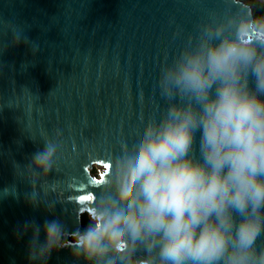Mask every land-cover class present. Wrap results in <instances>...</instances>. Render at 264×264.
<instances>
[{"label":"clouds","instance_id":"clouds-1","mask_svg":"<svg viewBox=\"0 0 264 264\" xmlns=\"http://www.w3.org/2000/svg\"><path fill=\"white\" fill-rule=\"evenodd\" d=\"M222 2L161 66L158 118L142 117L131 144L105 153L87 211L74 202L86 226H20V237L31 232L28 264L62 249L83 264H264V14ZM44 145L23 166L34 208L59 159L58 140Z\"/></svg>","mask_w":264,"mask_h":264},{"label":"water","instance_id":"water-1","mask_svg":"<svg viewBox=\"0 0 264 264\" xmlns=\"http://www.w3.org/2000/svg\"><path fill=\"white\" fill-rule=\"evenodd\" d=\"M222 8V0H0V264H28L31 232L18 235L26 221L81 226L74 202L87 211L79 197L92 196L88 181L106 171L105 153L131 144L141 118L166 106L156 89L161 66ZM46 139L58 140L59 159L34 208L23 166ZM47 264L83 262L62 249Z\"/></svg>","mask_w":264,"mask_h":264},{"label":"trees","instance_id":"trees-1","mask_svg":"<svg viewBox=\"0 0 264 264\" xmlns=\"http://www.w3.org/2000/svg\"><path fill=\"white\" fill-rule=\"evenodd\" d=\"M248 2L254 6V10H255L256 14H258V15L264 14V0H248ZM80 221H81L80 227L86 226L87 220H86L85 216L81 217Z\"/></svg>","mask_w":264,"mask_h":264},{"label":"snow or ice","instance_id":"snow-or-ice-1","mask_svg":"<svg viewBox=\"0 0 264 264\" xmlns=\"http://www.w3.org/2000/svg\"><path fill=\"white\" fill-rule=\"evenodd\" d=\"M104 167L106 169L107 165L104 164ZM85 171H86V169H85ZM104 174L105 173H102L100 177H102ZM88 182H90V183H99L100 182V178L99 179H94V180H89ZM79 199H80L81 202L89 201V200L92 199V196L91 195H83V196H80Z\"/></svg>","mask_w":264,"mask_h":264}]
</instances>
